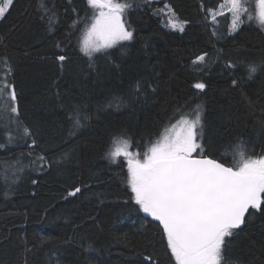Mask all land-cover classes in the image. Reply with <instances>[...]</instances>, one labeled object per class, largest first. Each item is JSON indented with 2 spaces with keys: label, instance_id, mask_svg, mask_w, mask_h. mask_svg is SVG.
Here are the masks:
<instances>
[{
  "label": "trees",
  "instance_id": "obj_1",
  "mask_svg": "<svg viewBox=\"0 0 264 264\" xmlns=\"http://www.w3.org/2000/svg\"><path fill=\"white\" fill-rule=\"evenodd\" d=\"M116 1L131 5L133 38L91 59L82 40L97 11L86 0H13L0 18V94L14 86L19 110L0 123V264H175L160 222L135 204L126 159L108 154L126 139L142 159L197 105L203 155L232 166L241 143L264 155V28L243 16L230 33V13L212 19L222 0ZM76 106L88 120L69 135ZM226 241V264H264V211Z\"/></svg>",
  "mask_w": 264,
  "mask_h": 264
},
{
  "label": "snow or ice",
  "instance_id": "obj_2",
  "mask_svg": "<svg viewBox=\"0 0 264 264\" xmlns=\"http://www.w3.org/2000/svg\"><path fill=\"white\" fill-rule=\"evenodd\" d=\"M94 10L90 26L86 27L82 40V51L90 59L95 53L107 51L119 41H130L133 32L124 24L128 3L116 0H86ZM13 0L0 3V18H3ZM42 19L51 12L49 23L55 12L41 5ZM221 9L231 13V29L237 31L244 23L242 17L248 13L242 0H222ZM259 22L264 25V0H258ZM75 11V10H74ZM211 11V10H210ZM220 15H224L221 11ZM215 20V15L212 16ZM75 24V22H74ZM173 28L179 27L172 23ZM59 47V45H57ZM207 53L196 57L194 64H203ZM57 59L63 62L66 57ZM233 67L231 63L227 65ZM258 66L249 65V77L256 74ZM233 85L236 81H232ZM7 88V85H5ZM207 85L194 84L203 92ZM139 90V85H137ZM9 96L0 94V123L10 122V113L18 115L14 86L8 88ZM154 91V89H153ZM202 111L199 105L194 117L183 116L172 126L174 134L163 135L143 154L129 149L128 140H120L109 157L116 162L123 156L128 166V183L135 204L140 210L159 221L166 238L167 248L175 259V264H226L224 251L226 238L233 237L237 230L246 224L250 210L264 211V155L254 156L247 152L246 146L238 145V159L227 166L216 159L203 155ZM72 130L69 135L87 122L88 116L78 106L74 107ZM33 144L35 141L33 140ZM18 179V177H17ZM80 192L77 187L69 195ZM151 260V257H148Z\"/></svg>",
  "mask_w": 264,
  "mask_h": 264
},
{
  "label": "rangeland",
  "instance_id": "obj_3",
  "mask_svg": "<svg viewBox=\"0 0 264 264\" xmlns=\"http://www.w3.org/2000/svg\"><path fill=\"white\" fill-rule=\"evenodd\" d=\"M117 2V1H116ZM221 5V4H220ZM89 6V5H88ZM244 6L246 7V6H248V5H246L245 4V2H244ZM250 14L252 15V19L251 20H254L258 25H260V26H262L263 28H264V25H262L260 22H259V8H258V0H252V3L250 4ZM97 12H98V10H96ZM221 11H223L224 12V14L225 13H229V12H227V10H226V8L225 9H221L220 8V6H219V9L217 10V11H214L213 12V15H215V20H216V18L220 15V12ZM230 15H231V13H230ZM167 16H168V24L172 27V23L173 22H176V23H178L181 27H182V25L177 21V20H175L174 19V16H172V13L168 10L167 11ZM245 17H246V19L247 20H249L248 19V15H244ZM213 23L215 24V25H217V32H218V28H220V29H224V26L222 25V22H217L216 21V23L213 21ZM173 28V27H172ZM177 28H179V27H177ZM224 31V30H223ZM231 32H233L232 31V29L230 28V33ZM189 118H192V117H189ZM179 121V120H178ZM177 121V122H178ZM174 123L173 125H176L177 127H176V131H179V125H178V123ZM172 125V126H173ZM172 126H170L164 133H163V135H165V134H169V135H173L174 133L172 132V131H169V130H171L172 129ZM204 129V131L202 130V133H203V139H202V141H200L201 143H202V145H203V153H206V150L208 149L207 148V141H206V134H207V132H206V128H203ZM163 135H162V137H163ZM162 137L160 138V140L162 139ZM152 146V145H151ZM150 146V147H151ZM131 151V150H130ZM133 152V151H132ZM234 155V152H233V150H231V153H229V154H226V155H224L227 159L229 158L230 159V157H232ZM205 156V155H204ZM210 157H212V155L210 156ZM140 158V157H139ZM144 158V157H143ZM142 158V159H143ZM213 158H216V157H213ZM141 159V158H140ZM217 159V158H216ZM219 160V159H218ZM146 215H148L147 213H145ZM149 216V215H148ZM151 217V216H150Z\"/></svg>",
  "mask_w": 264,
  "mask_h": 264
},
{
  "label": "water",
  "instance_id": "obj_4",
  "mask_svg": "<svg viewBox=\"0 0 264 264\" xmlns=\"http://www.w3.org/2000/svg\"><path fill=\"white\" fill-rule=\"evenodd\" d=\"M207 157H209V158H212V159H215V158H213V157H210V156H207ZM217 160V159H216ZM219 161V160H218ZM221 163H223L222 161H220ZM227 166H229V165H227ZM161 225V224H160ZM161 227H162V225H161Z\"/></svg>",
  "mask_w": 264,
  "mask_h": 264
}]
</instances>
